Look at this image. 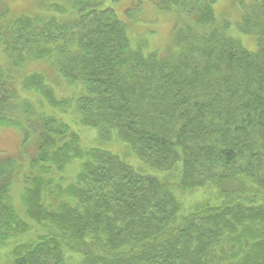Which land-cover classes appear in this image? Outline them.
I'll use <instances>...</instances> for the list:
<instances>
[{
	"label": "trees",
	"instance_id": "trees-1",
	"mask_svg": "<svg viewBox=\"0 0 264 264\" xmlns=\"http://www.w3.org/2000/svg\"><path fill=\"white\" fill-rule=\"evenodd\" d=\"M240 3L254 52L216 0H160L176 18L166 57L93 0L1 5L0 129L37 147L27 174L0 154V264H264V0ZM186 193L203 194L187 213Z\"/></svg>",
	"mask_w": 264,
	"mask_h": 264
},
{
	"label": "rangeland",
	"instance_id": "rangeland-1",
	"mask_svg": "<svg viewBox=\"0 0 264 264\" xmlns=\"http://www.w3.org/2000/svg\"><path fill=\"white\" fill-rule=\"evenodd\" d=\"M98 2L100 10L111 8L118 19L128 26V35L132 45L140 48L144 53L158 52L161 57H166L169 54L170 48L174 44V33L176 18L168 13L158 10L160 0H93ZM246 4H253L259 0H216L214 6L215 13L221 21L224 20L230 24V32L232 36L239 37L242 45L249 51H256L258 48L256 38L253 36L241 35L236 29L242 20L243 9L240 2ZM59 0H0V7L9 9L11 17H19L21 15L34 16L44 11V7ZM44 14V13H40ZM238 32V33H237ZM4 57L0 54V64H4ZM32 71L40 72L47 75L49 81L56 86L57 97H69L70 92L65 85L61 83L60 79L52 72L47 65H35L31 68ZM58 98V99H59ZM40 105V104H39ZM81 136V140L85 145L94 146L97 135L92 129L75 127ZM24 147L23 134L14 128L0 129V154L13 156L17 159L23 160L24 164L29 166L30 159L36 155V141L30 140L26 145V151L22 154ZM109 151L124 156L125 145L113 142V145L104 146ZM78 165L71 164L66 169L61 177L65 184L70 183L73 177L78 174ZM24 173H29V167L24 170ZM203 194L186 193L180 196L182 203L186 209H189L202 200ZM19 205V200L16 199ZM21 208L20 206H18ZM3 253V251H0Z\"/></svg>",
	"mask_w": 264,
	"mask_h": 264
}]
</instances>
